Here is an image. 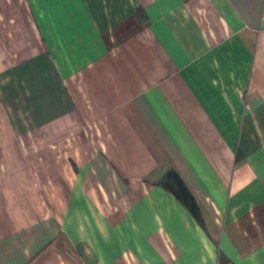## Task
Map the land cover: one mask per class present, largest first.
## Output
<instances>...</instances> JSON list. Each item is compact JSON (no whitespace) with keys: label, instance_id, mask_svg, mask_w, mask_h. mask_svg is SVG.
<instances>
[{"label":"crops","instance_id":"1","mask_svg":"<svg viewBox=\"0 0 264 264\" xmlns=\"http://www.w3.org/2000/svg\"><path fill=\"white\" fill-rule=\"evenodd\" d=\"M0 264H264V0H0Z\"/></svg>","mask_w":264,"mask_h":264},{"label":"trees","instance_id":"2","mask_svg":"<svg viewBox=\"0 0 264 264\" xmlns=\"http://www.w3.org/2000/svg\"><path fill=\"white\" fill-rule=\"evenodd\" d=\"M158 185L166 191L172 193L175 198L189 211L193 218L197 222H200V216L196 203L175 172H168Z\"/></svg>","mask_w":264,"mask_h":264}]
</instances>
